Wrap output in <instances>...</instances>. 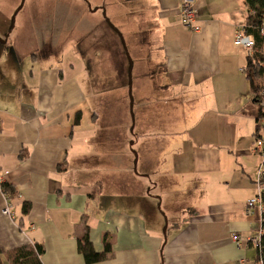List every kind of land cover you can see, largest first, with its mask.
I'll list each match as a JSON object with an SVG mask.
<instances>
[{"label": "crops", "instance_id": "0c3cea01", "mask_svg": "<svg viewBox=\"0 0 264 264\" xmlns=\"http://www.w3.org/2000/svg\"><path fill=\"white\" fill-rule=\"evenodd\" d=\"M26 1L0 0V183L13 191H0V264L34 244L39 264H84L85 232L95 252L104 235L110 247L95 264H255L247 240L263 231L262 204H245L260 163L256 107L232 44L243 0H197L196 33L180 23L181 0H134L136 95L149 114L178 108L186 123L158 146L135 140L116 167L93 143L87 79L64 74L56 45L40 50V20H14Z\"/></svg>", "mask_w": 264, "mask_h": 264}, {"label": "rangeland", "instance_id": "374dc122", "mask_svg": "<svg viewBox=\"0 0 264 264\" xmlns=\"http://www.w3.org/2000/svg\"><path fill=\"white\" fill-rule=\"evenodd\" d=\"M136 5L134 0H27L13 11L14 20H40V40H45L40 50L56 45L62 53L58 66L64 74L78 81L87 79L86 93L89 99L93 96L98 118L93 143L108 148V162L115 167L119 152L133 158L128 146L139 144V138L146 136L149 141L152 137L158 146L166 131L180 132L186 123L177 119L182 114L178 108L149 114L136 95L140 70L131 51L133 31L138 30L137 20H131Z\"/></svg>", "mask_w": 264, "mask_h": 264}, {"label": "trees", "instance_id": "16d2710c", "mask_svg": "<svg viewBox=\"0 0 264 264\" xmlns=\"http://www.w3.org/2000/svg\"><path fill=\"white\" fill-rule=\"evenodd\" d=\"M243 5L246 10L244 31L251 34L254 40L253 52L246 57L244 66V77L249 85L252 93V99L255 104L256 92L264 88V55L261 52L262 45L264 44V37L258 33V28L262 20H264V0H243ZM256 107V104H255ZM261 117L258 108L256 107L255 129L253 137H258L257 121ZM264 182V175L263 180ZM0 191L5 195L12 194V187L6 183H0ZM29 205L24 203L21 207V214L25 215L28 211ZM260 228L264 231V196L262 198V212ZM86 230V227H85ZM77 252L81 255L84 264H95L102 262L106 259L107 254L110 252V247L106 241V235L102 237V250L95 252L88 240L86 232L76 242ZM256 250V263L258 260L264 264V232L260 236L259 245L255 247ZM3 251L0 249V256ZM41 246L34 244L32 247L22 246L6 253V258L10 264H39L38 256L41 255Z\"/></svg>", "mask_w": 264, "mask_h": 264}, {"label": "built area", "instance_id": "2783aa9c", "mask_svg": "<svg viewBox=\"0 0 264 264\" xmlns=\"http://www.w3.org/2000/svg\"><path fill=\"white\" fill-rule=\"evenodd\" d=\"M195 2L197 0H181L178 15L180 19L181 25L188 30L190 33H196L200 31L201 25L198 17L197 10L195 8ZM258 33L260 36L264 37V20L260 23L258 28ZM233 46L243 51L246 54V57L251 55L254 47V40L251 34H248L244 31V25L238 27L233 35L232 40ZM261 52L264 55V44L262 45ZM242 74H244V68L240 70ZM256 107L258 108L261 117L257 121L258 125V137L253 138L252 146L254 151L258 154L260 158V163L258 165L254 186H255V196L252 199H249L246 204V212H249L252 207H260L262 204V198L264 196V88L259 89L256 94ZM7 207H5L2 211L3 214L7 213ZM264 231H258L254 236L248 238V244L252 247H257L259 245L260 236ZM232 240L237 244L239 242L236 236H232ZM257 264H262L260 260H258Z\"/></svg>", "mask_w": 264, "mask_h": 264}, {"label": "water", "instance_id": "95a60500", "mask_svg": "<svg viewBox=\"0 0 264 264\" xmlns=\"http://www.w3.org/2000/svg\"><path fill=\"white\" fill-rule=\"evenodd\" d=\"M130 72H131V66H130V62H129V66L127 68V74H128L129 80H130ZM129 85H130V83H129ZM133 166H134V163H133Z\"/></svg>", "mask_w": 264, "mask_h": 264}]
</instances>
